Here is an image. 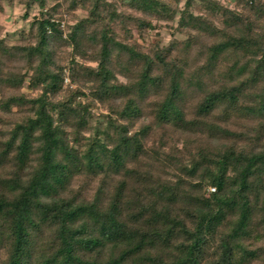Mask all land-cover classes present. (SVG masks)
<instances>
[{"label":"trees","instance_id":"1","mask_svg":"<svg viewBox=\"0 0 264 264\" xmlns=\"http://www.w3.org/2000/svg\"><path fill=\"white\" fill-rule=\"evenodd\" d=\"M18 1L0 264H264V0Z\"/></svg>","mask_w":264,"mask_h":264},{"label":"rangeland","instance_id":"2","mask_svg":"<svg viewBox=\"0 0 264 264\" xmlns=\"http://www.w3.org/2000/svg\"><path fill=\"white\" fill-rule=\"evenodd\" d=\"M4 11H0V19L1 23L4 25L8 34L19 33L21 30L28 31L30 28L31 22H33V18L38 15L37 6L28 12L29 17L24 19L23 17L27 13L26 7L19 3L17 0L14 4L8 5L5 4ZM86 17V10H78V12L72 16V20H80ZM155 25H158V28L155 30L147 31L145 36L138 39L139 43L143 44L147 50L154 48V45L160 44L162 46L168 45L173 39H183L179 32H173L170 30V25L167 22H153ZM176 26V23L174 24ZM88 66H96L95 63H90L89 61H84ZM69 80L66 81V85H69ZM75 86V85H74ZM104 113L105 108L100 107L94 110V112ZM212 191V190H211Z\"/></svg>","mask_w":264,"mask_h":264}]
</instances>
